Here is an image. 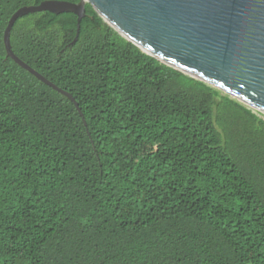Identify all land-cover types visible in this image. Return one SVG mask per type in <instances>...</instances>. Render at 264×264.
I'll list each match as a JSON object with an SVG mask.
<instances>
[{
  "label": "trees",
  "instance_id": "obj_1",
  "mask_svg": "<svg viewBox=\"0 0 264 264\" xmlns=\"http://www.w3.org/2000/svg\"><path fill=\"white\" fill-rule=\"evenodd\" d=\"M0 0V264H264V119L86 4ZM77 3L79 0H57ZM85 124V125H84Z\"/></svg>",
  "mask_w": 264,
  "mask_h": 264
},
{
  "label": "water",
  "instance_id": "obj_2",
  "mask_svg": "<svg viewBox=\"0 0 264 264\" xmlns=\"http://www.w3.org/2000/svg\"><path fill=\"white\" fill-rule=\"evenodd\" d=\"M86 4L145 55L264 116V0H45L18 9L3 33L6 56L66 97L80 116L70 94L13 55L9 32L18 18L28 14L72 13L73 44Z\"/></svg>",
  "mask_w": 264,
  "mask_h": 264
},
{
  "label": "rangeland",
  "instance_id": "obj_3",
  "mask_svg": "<svg viewBox=\"0 0 264 264\" xmlns=\"http://www.w3.org/2000/svg\"><path fill=\"white\" fill-rule=\"evenodd\" d=\"M254 113L258 114V116H259L260 118L264 119V116L260 115V114L257 113V112H254Z\"/></svg>",
  "mask_w": 264,
  "mask_h": 264
},
{
  "label": "bare ground",
  "instance_id": "obj_4",
  "mask_svg": "<svg viewBox=\"0 0 264 264\" xmlns=\"http://www.w3.org/2000/svg\"><path fill=\"white\" fill-rule=\"evenodd\" d=\"M104 19V18H103ZM106 21V19H104ZM107 22V21H106Z\"/></svg>",
  "mask_w": 264,
  "mask_h": 264
}]
</instances>
